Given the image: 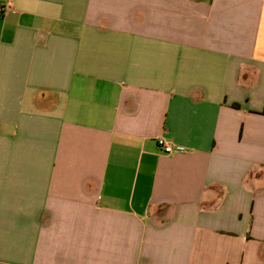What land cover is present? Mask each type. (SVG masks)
I'll return each instance as SVG.
<instances>
[{
	"label": "crops",
	"instance_id": "crops-1",
	"mask_svg": "<svg viewBox=\"0 0 264 264\" xmlns=\"http://www.w3.org/2000/svg\"><path fill=\"white\" fill-rule=\"evenodd\" d=\"M0 9V264H264V0Z\"/></svg>",
	"mask_w": 264,
	"mask_h": 264
},
{
	"label": "built area",
	"instance_id": "built-area-1",
	"mask_svg": "<svg viewBox=\"0 0 264 264\" xmlns=\"http://www.w3.org/2000/svg\"><path fill=\"white\" fill-rule=\"evenodd\" d=\"M0 14H2L1 9H0ZM157 146L166 154H169L172 152L171 146L166 144L162 139L157 140Z\"/></svg>",
	"mask_w": 264,
	"mask_h": 264
}]
</instances>
